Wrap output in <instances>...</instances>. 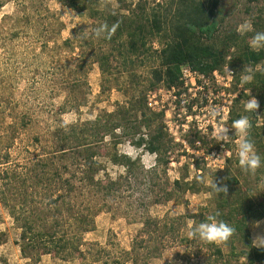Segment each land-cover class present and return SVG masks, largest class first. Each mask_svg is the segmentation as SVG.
<instances>
[{
	"label": "trees",
	"instance_id": "16d2710c",
	"mask_svg": "<svg viewBox=\"0 0 264 264\" xmlns=\"http://www.w3.org/2000/svg\"><path fill=\"white\" fill-rule=\"evenodd\" d=\"M3 1L6 0H0V4ZM57 1L73 10L85 11L89 19L88 29H80L75 38V45L80 48L76 68L84 71L90 61L96 62L102 82L111 72V58L115 56L122 67L134 63L131 56H140L138 62H141L142 56L150 57L156 60V64L150 66L149 77L143 81L137 93L128 96L126 101L116 102L112 109L96 113L90 119L55 127V143L51 151L59 155L69 152L68 163L62 162L57 166L52 158H43L41 155L28 157L22 163H13L7 148L14 137L13 132L16 133L15 124L19 121L12 119L6 123L5 127H10L11 131L0 152V200L7 206L19 227L17 243L21 254L30 258L31 262L36 261L42 253L63 259L76 257L81 261L87 257L98 258L94 254L96 249L83 241L81 233L92 227V215L101 205L90 201L81 202L80 199L76 201L74 198L81 194V190H85L90 195H98L103 200V206L105 198L114 197L118 193L123 178L140 166L137 155L129 158L116 149L119 142L127 140L135 147L154 154V166L146 168L150 184H153V176L160 166L165 186L151 201H164L184 191L202 188L208 194L206 202L190 215L192 220L199 223L208 215L219 213L217 220L235 228L232 237L223 242L228 247L226 257L219 245L207 242L212 246V258L207 259L205 264H220L222 261L225 264H264V249L253 246L249 238L250 224L264 217V49L254 52L249 47V40L255 32H264L262 9L257 7V12L250 18L253 31L241 35L235 27L223 28L229 6L234 5L236 0H230L228 6L224 0ZM17 2L25 9L33 7L36 2L40 3V0ZM244 9L248 11L247 7ZM23 16L28 20V15ZM104 24L109 29L114 26V33L110 38H106L107 33L96 37L94 29ZM46 31L40 30L39 33H43L41 36L44 37ZM16 34L17 31H12L13 36ZM153 40L159 43L158 47H153ZM61 45L73 46L68 37L61 40ZM183 64L202 74H208L223 65L233 71L231 88L235 90V95L232 97L227 121L232 123L241 116H247L251 121L249 138L262 159V166L255 173L242 171L238 157L230 153L224 156L222 168L212 171L208 181H202L198 187L194 184V178L184 179L182 175L168 182L166 164L169 161L167 151L172 146L171 138L167 136L162 123L163 110L149 107L146 93L158 83L165 87L180 85L179 67ZM247 65L250 66L249 71H245ZM57 66L59 75L67 79L76 70L67 67L65 63ZM241 71L253 78L250 83L237 88L235 82H238ZM62 78L70 89L75 85L72 82L78 80L76 78L69 83ZM133 80L135 83L142 81L135 76ZM246 89L260 102L258 122L253 112H246L243 104L237 105L239 99L247 97ZM70 105L77 107L79 103L72 101ZM3 107L0 105V111ZM192 141L189 140L190 144ZM200 142L201 145H207L203 140ZM98 156H106L112 163L122 165L123 173L113 177L106 174L95 176L100 168ZM75 181L80 185L77 186ZM216 181L227 185V195L215 191L212 184ZM11 187L21 194L20 201L14 205L8 202L7 197ZM36 191L42 194L41 198L46 197L40 207L38 202L41 198L36 199ZM180 217L164 215L156 218L144 215L137 233L130 239L129 249L124 250V257L129 258L131 264H142L147 257L159 252L164 237L177 234V219ZM185 239L184 235H180L178 240L183 242ZM218 259L221 260L216 263ZM104 263L121 264V260L113 258Z\"/></svg>",
	"mask_w": 264,
	"mask_h": 264
},
{
	"label": "rangeland",
	"instance_id": "374dc122",
	"mask_svg": "<svg viewBox=\"0 0 264 264\" xmlns=\"http://www.w3.org/2000/svg\"><path fill=\"white\" fill-rule=\"evenodd\" d=\"M225 1L228 6L230 0ZM18 3L17 0H6L0 4V105H4L0 111V152L11 131L5 125L9 120L15 119L19 122L15 124L16 133L13 132L14 137L7 148L9 159L13 163H22L28 157L41 155L43 158H52L53 163L58 166L62 162L70 161V153L59 155L51 151L55 143V127L90 119L96 113L112 109L116 102L126 101L128 96L137 93V89L149 77L150 66L156 64V60L142 56L141 62H138L137 58L140 56H131L134 63L122 67L115 56L111 58V72L101 82L96 62L90 61L84 71L75 67L80 49L75 45V38L80 29L86 31L89 26L85 11L73 10L57 0H40L33 7L26 2L28 7L25 9ZM257 7L264 13V0H236L234 5L229 6L223 28L235 27L238 31L240 26L250 23ZM23 15H28V20ZM44 29L47 31L43 37V33L39 31ZM12 31H17V34L13 36ZM65 37L70 39L72 47L61 45V40ZM44 39L46 42L43 45ZM151 43L153 47L159 46L155 40ZM59 63L76 69L68 79L61 75L69 83L78 79L72 82L75 84L71 85L72 89L66 86V82L59 75ZM228 69L223 65L215 73L210 72L193 83L186 79L184 84L182 82L172 88L158 83L146 93V100L150 101V105L164 110L162 123L167 136L171 138L172 146L167 151L169 161L166 164L168 182L182 175L184 179L194 178V184L198 187L202 181H208L212 171L222 168L224 156L230 153L237 156L236 141L239 135L234 130H230L227 139H216L218 127L232 126L227 117L235 90L231 88L233 74L229 73L233 71ZM249 69V65L245 66V71ZM246 75L247 72H240L238 82H235L237 88L241 86V80ZM134 76L142 81L135 83ZM101 85H104L103 90ZM246 91L247 97L239 99L237 105H244L249 99V90ZM250 95L253 96L251 91ZM72 101L79 105H70ZM213 108L219 110L216 117L209 115ZM254 114L258 122L257 112ZM190 139L193 140L191 144ZM200 140L207 145H201ZM116 149L129 158L137 155L140 163L132 174L123 178L118 193L114 197L105 198L103 206V200L98 195H90L85 190H81V194L74 198L76 201L80 199L81 202L90 201L101 205L92 215V227L81 233L83 241L96 249L95 253L92 251L98 258L87 257L81 261L76 257L63 259L57 255L42 253L36 261L31 262L30 258L21 254L17 243L19 227L7 206L0 200V264H105V260L110 261L113 258L121 260V264H131L129 258L124 257V250L129 249L130 239L137 233L141 219L146 214L156 218L164 215L181 217L177 219V234L173 235L176 237L165 236L158 248L159 252L147 257L142 264H205L207 259H211L212 246L198 237L188 236L192 220L190 215L199 205L205 204L207 192L200 188L197 191H184L164 201H151L160 193L161 187L165 186L162 183L160 166L153 176V184L147 180L149 172L146 168L152 162L154 154L135 147L127 140L119 142ZM97 158L100 168L95 176L106 174L113 177L123 173L122 165L112 163L106 156ZM1 167L0 165V169ZM61 173L64 175L63 171ZM75 183L80 185L77 181ZM36 192V199L41 198L42 194ZM7 197L8 202L14 205L20 201L21 194L11 187L7 191ZM45 199L46 197L41 198L38 207ZM257 221L264 222V217L250 224L251 243L253 233L264 234V223L256 227ZM180 235L186 237L183 242L178 240ZM216 244L226 257V244ZM220 264L225 263L222 261Z\"/></svg>",
	"mask_w": 264,
	"mask_h": 264
},
{
	"label": "clouds",
	"instance_id": "9594fccd",
	"mask_svg": "<svg viewBox=\"0 0 264 264\" xmlns=\"http://www.w3.org/2000/svg\"><path fill=\"white\" fill-rule=\"evenodd\" d=\"M114 31V26L109 29L108 26L104 24L94 29V34L99 38L107 33L108 35L106 38H110ZM249 31H253L250 23H245L238 28V32L241 35ZM249 47L254 52H259L264 49V32H255L249 40ZM229 73L233 74L231 71H229ZM252 78L251 75L244 76L241 81V86H243L244 83H250ZM243 107L246 112L256 113L260 109V102L255 96H251L249 91V99L244 103ZM218 114V109L213 108L209 111V115L212 117H216ZM251 127L252 124L249 118L247 116H241L232 122L231 128L218 127L216 129V139L219 141L227 139L230 130H234V132L239 135V139L236 141L238 164L245 173H255L256 170L262 166L261 156L257 153L254 142L249 138V130ZM154 160L155 157L152 158V162L148 164V167L154 166ZM212 187L217 193L222 192L225 195L228 193L227 185L221 184L219 181L212 184ZM218 215L219 213L208 215L206 219L199 223L195 220H190L188 236L190 238L198 237L200 240L208 243H222L228 241L235 233V228L224 221L217 220L216 216ZM262 223L264 222L257 221L256 227H260ZM252 245L264 249V234L253 233Z\"/></svg>",
	"mask_w": 264,
	"mask_h": 264
},
{
	"label": "built area",
	"instance_id": "2783aa9c",
	"mask_svg": "<svg viewBox=\"0 0 264 264\" xmlns=\"http://www.w3.org/2000/svg\"><path fill=\"white\" fill-rule=\"evenodd\" d=\"M179 70H180L179 78L181 79V83L183 82V84L185 83L186 79H188L189 82L193 83L194 80L199 79L200 77H203L204 75H206V74H202V73H200V72H198V71H196L194 69H191V68H189L188 66H186L184 64L180 65ZM215 71H216V69H213L211 72L215 73ZM172 87H174V86H170V87H167V88H172ZM146 103L152 109H155V110H159L160 109V108H155L154 106L150 105V101L148 99L146 100ZM166 124H167V122H166Z\"/></svg>",
	"mask_w": 264,
	"mask_h": 264
}]
</instances>
